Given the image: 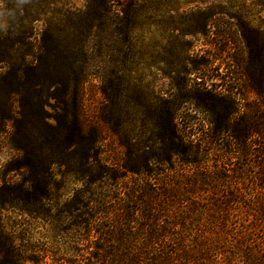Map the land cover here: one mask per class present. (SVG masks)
Listing matches in <instances>:
<instances>
[{
	"label": "rangeland",
	"instance_id": "1",
	"mask_svg": "<svg viewBox=\"0 0 264 264\" xmlns=\"http://www.w3.org/2000/svg\"><path fill=\"white\" fill-rule=\"evenodd\" d=\"M34 1L41 2L43 14L64 18L66 24L86 18L92 2L0 0V30L24 18ZM122 4L113 0L114 9ZM137 8L141 13L128 42L115 33L123 24L101 9L92 21V35L83 33L91 61L81 123L87 141L99 137L91 177L82 179L58 166L50 167L48 176L38 166L36 179L48 182L47 195L35 203L10 204L8 191L31 179V172L21 168L22 153L7 147L11 125L0 134V250L11 246L19 264H98L89 255L96 234L78 225L84 212L78 209L88 193L93 201L110 202L124 197L121 186L171 184L177 162L172 160V172L164 170L163 177L156 174L155 162L163 154L160 126L169 127L170 121L185 140L204 148L206 166L224 168L226 151L230 168L242 162L219 123L228 111L233 123L257 117L261 99L256 90L264 85V0H139ZM142 10L153 12L156 25H143ZM42 25L34 22L36 32ZM32 156L36 163V153ZM124 167L149 175H132ZM251 238L255 243L244 247L264 256V234ZM4 259L0 254V264H6Z\"/></svg>",
	"mask_w": 264,
	"mask_h": 264
},
{
	"label": "trees",
	"instance_id": "2",
	"mask_svg": "<svg viewBox=\"0 0 264 264\" xmlns=\"http://www.w3.org/2000/svg\"><path fill=\"white\" fill-rule=\"evenodd\" d=\"M138 2L123 0L118 10L113 0H92L86 18L66 24L64 18L43 14L41 2L34 1L24 18L0 30V134L11 125L7 147L22 153L21 168L31 172V179L10 188L8 203H35L47 195L48 182L39 184L36 179L38 166L48 176L49 168L58 166L82 179L91 177L89 164L97 161L99 137L94 134L87 141L81 123L91 61L83 33L92 35V21L101 9L123 24L115 33L130 41L134 20L141 13ZM147 13L142 10L143 25H156L153 12ZM40 21L43 27L36 32L34 22ZM256 94L261 100L254 121L243 117L230 122L228 111L219 123L242 157L235 167L230 168L227 151L222 155L224 168L206 166L204 148L185 140L170 121L169 127L160 126L164 155L155 162L156 174L161 176L164 170L172 172L173 159L177 162L171 184L144 181L121 186L124 197L110 202L93 201L88 193L78 209L84 210L78 225L96 234L90 242L92 260L98 264H264V256L244 247L255 243L251 238L255 234H264V85ZM252 137L253 142H248ZM124 168L132 175H149L141 168ZM245 179L249 181L244 183ZM0 254L6 264H19L11 246Z\"/></svg>",
	"mask_w": 264,
	"mask_h": 264
}]
</instances>
